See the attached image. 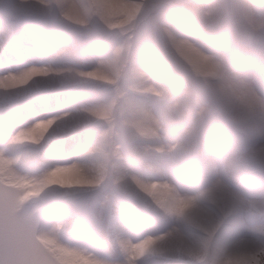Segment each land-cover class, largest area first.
Here are the masks:
<instances>
[{"label": "clouds", "instance_id": "obj_1", "mask_svg": "<svg viewBox=\"0 0 264 264\" xmlns=\"http://www.w3.org/2000/svg\"><path fill=\"white\" fill-rule=\"evenodd\" d=\"M24 5L31 9L28 51L53 71L22 100L0 94V116L26 123L38 112L70 109L65 124L85 133L72 150L89 161V183L15 207L6 190L0 264H60L56 247H103L114 264H125L122 248L144 241L138 264L253 257L264 264V2L142 0L134 20L114 27L106 0H2L0 24L23 35L13 13ZM181 41L206 57V71L191 72L177 52ZM86 56L130 91L155 86L163 93L162 81L180 82L187 103L151 123L141 108L122 109L100 139L90 127L96 108L83 98L84 74L74 70ZM146 127L167 137L165 152L147 147ZM152 184L166 185L168 199L145 190Z\"/></svg>", "mask_w": 264, "mask_h": 264}, {"label": "rangeland", "instance_id": "obj_2", "mask_svg": "<svg viewBox=\"0 0 264 264\" xmlns=\"http://www.w3.org/2000/svg\"><path fill=\"white\" fill-rule=\"evenodd\" d=\"M2 2V0H0ZM182 4L195 5L197 0H179ZM254 4L264 0H253ZM111 5L109 15L113 26L119 27L135 19L141 10L142 0H106ZM31 9L21 6L13 15L19 20L21 32L11 25L5 29L0 24V94H10L23 99L29 85L52 74L49 62L28 51L29 40L24 29L31 26ZM70 19L82 23L78 16ZM191 26L182 23V32L190 31ZM178 55L193 73H201L207 69L206 57L193 44L181 41L177 46ZM75 71L84 74L81 85L85 90L84 99L93 104L96 114L91 128L100 139H107L106 129L114 114L122 109L141 108L147 121L151 123L171 105L186 104L184 84L162 81V93L155 86L127 89L119 79L110 80L109 72L101 64L98 65L92 56L82 59ZM68 108L54 107L42 118L36 114L29 122L0 116V196L6 190L12 196V206L37 198L50 189L61 188L71 194L89 183L85 168L89 161L77 155L72 149L82 140L85 133L71 124H65L70 117ZM145 137L151 143L150 150L163 153L167 150L168 139L165 136L153 135L151 127L144 128ZM46 169V171H44ZM55 172L54 174L52 172ZM42 173V174H38ZM145 190L160 200L168 199L170 193L166 185L152 184ZM49 195H57L49 192ZM133 243V247L121 250L125 264H138L141 252L148 245ZM60 264H114L112 253L103 247L94 251H76L56 247ZM240 264H256L254 259L242 260Z\"/></svg>", "mask_w": 264, "mask_h": 264}, {"label": "snow or ice", "instance_id": "obj_3", "mask_svg": "<svg viewBox=\"0 0 264 264\" xmlns=\"http://www.w3.org/2000/svg\"><path fill=\"white\" fill-rule=\"evenodd\" d=\"M43 115V113H40V112H38L37 114H36V119H39V118H41V116ZM253 259L256 261V264H260V261H259V259L257 258V257H253Z\"/></svg>", "mask_w": 264, "mask_h": 264}, {"label": "bare ground", "instance_id": "obj_4", "mask_svg": "<svg viewBox=\"0 0 264 264\" xmlns=\"http://www.w3.org/2000/svg\"><path fill=\"white\" fill-rule=\"evenodd\" d=\"M53 174L55 173L54 171L52 172ZM134 246V244L132 243V242H129L128 244H127V247H133Z\"/></svg>", "mask_w": 264, "mask_h": 264}]
</instances>
